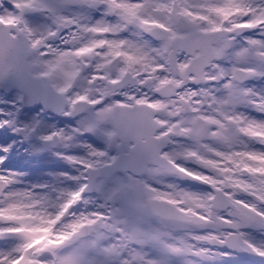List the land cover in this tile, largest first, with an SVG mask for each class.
Returning a JSON list of instances; mask_svg holds the SVG:
<instances>
[{
	"label": "snow or ice",
	"instance_id": "obj_1",
	"mask_svg": "<svg viewBox=\"0 0 264 264\" xmlns=\"http://www.w3.org/2000/svg\"><path fill=\"white\" fill-rule=\"evenodd\" d=\"M0 264H264V0H0Z\"/></svg>",
	"mask_w": 264,
	"mask_h": 264
}]
</instances>
